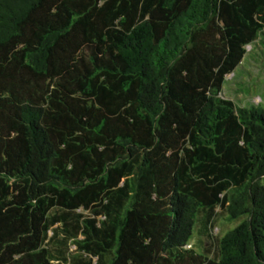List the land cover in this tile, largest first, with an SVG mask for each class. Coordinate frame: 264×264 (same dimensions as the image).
Here are the masks:
<instances>
[{
	"label": "trees",
	"instance_id": "trees-1",
	"mask_svg": "<svg viewBox=\"0 0 264 264\" xmlns=\"http://www.w3.org/2000/svg\"><path fill=\"white\" fill-rule=\"evenodd\" d=\"M254 43L264 0H0V264H264Z\"/></svg>",
	"mask_w": 264,
	"mask_h": 264
},
{
	"label": "rangeland",
	"instance_id": "rangeland-1",
	"mask_svg": "<svg viewBox=\"0 0 264 264\" xmlns=\"http://www.w3.org/2000/svg\"><path fill=\"white\" fill-rule=\"evenodd\" d=\"M256 44H260V41ZM256 44L246 46L247 52L241 64L225 77L222 87L223 94L241 106L256 103L264 106V53H261ZM214 222L217 228L213 233L221 232L225 223L217 215ZM235 225L236 222L231 221L230 228ZM194 234L192 245L200 249L202 241L206 240L200 235L198 226L194 229Z\"/></svg>",
	"mask_w": 264,
	"mask_h": 264
}]
</instances>
